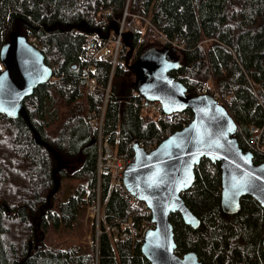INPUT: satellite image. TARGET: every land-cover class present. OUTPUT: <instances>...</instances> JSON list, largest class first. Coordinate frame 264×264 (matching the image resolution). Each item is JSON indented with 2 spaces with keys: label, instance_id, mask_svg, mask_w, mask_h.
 <instances>
[{
  "label": "trees",
  "instance_id": "16d2710c",
  "mask_svg": "<svg viewBox=\"0 0 264 264\" xmlns=\"http://www.w3.org/2000/svg\"><path fill=\"white\" fill-rule=\"evenodd\" d=\"M125 9L152 25L137 22L140 31L128 41L134 48L128 64L146 50L164 47L156 30L183 38L184 51H176L181 67L170 75L188 96L212 77L230 97L235 137L243 151L251 150L241 133L248 136L253 126L262 127L264 134V0H0V48L18 30L34 40L53 69V78L24 101L28 122L0 115V264H150L140 245L120 241L112 247L106 234L92 250L45 243L48 228L73 226L86 207L87 194L96 188V137L86 115L101 107L109 65L94 63L98 88L88 96L80 78L83 34H114ZM78 25L82 27L76 29ZM132 82L128 70L116 72L106 110L105 133L119 150L133 139L162 132L155 117L138 106L141 99L131 98ZM118 98L125 103H117ZM29 126L44 146L34 143ZM58 161L60 184L54 192L52 172ZM261 162L254 156V163ZM194 175L193 186L181 197L200 226L194 230L179 214L170 215L176 253L193 251L203 264H264V209L244 197L237 213L226 215L220 207L219 164L203 159ZM61 178L79 185L57 203ZM110 192L109 177L104 176L100 198L106 203V224L128 212L119 195Z\"/></svg>",
  "mask_w": 264,
  "mask_h": 264
},
{
  "label": "water",
  "instance_id": "95a60500",
  "mask_svg": "<svg viewBox=\"0 0 264 264\" xmlns=\"http://www.w3.org/2000/svg\"><path fill=\"white\" fill-rule=\"evenodd\" d=\"M113 31L117 33V28L113 27ZM132 39L130 33L123 35L129 47L126 66L134 76L133 86L141 98L159 103L166 114L188 111L193 115L187 128L162 140L151 153L135 146V161L123 172L126 189L145 203L156 225L147 234L140 251L150 264H202L193 251L176 253L169 221L170 215L177 213L186 226L194 230L200 226L181 197L194 184L195 168L203 159L219 164L220 207L224 214L234 215L244 197H250L264 209V162L254 163L253 153L241 149L235 137L237 124L224 107L216 105L210 95L188 96L185 86L170 75L181 67L173 48L146 50L128 64L134 53L128 43ZM0 62V115L28 122L24 101L53 78V69L45 64L41 51L18 30L1 46ZM29 128L34 143L44 146L40 136ZM61 168L62 163L58 161L52 172L56 183L54 192L60 184L57 175ZM261 244L264 249V236Z\"/></svg>",
  "mask_w": 264,
  "mask_h": 264
},
{
  "label": "built area",
  "instance_id": "2783aa9c",
  "mask_svg": "<svg viewBox=\"0 0 264 264\" xmlns=\"http://www.w3.org/2000/svg\"><path fill=\"white\" fill-rule=\"evenodd\" d=\"M143 20L148 26L152 25L136 15L129 14L125 9L124 14L117 27V33L108 35L107 38L96 32L83 34L84 43L82 54L79 56L80 78L85 82V92L88 96H93L98 88V77L95 74L94 63H108L109 74L106 85L102 89L103 101L97 110L91 109L86 115V124L95 132L96 142V188L91 194H87L88 218L92 226L95 227V244L98 246L101 234H106L113 247L120 241H132L140 245L146 239L147 234L156 228L152 220L151 212L145 203L134 198L126 189L123 183V172L135 161L134 147L143 149L146 153H151L165 138L173 133L183 130L189 126L193 120L192 113L185 111L180 113L166 114L162 106L157 102H145L135 88H132L131 98L141 99L139 107L142 111L152 114L156 121L162 126L160 136H152L145 139H133L129 141L123 150L113 146L110 136L105 133L106 110L108 104L112 102V88L117 71H127L126 59L129 54V47L123 41L124 33L136 35L140 28L138 21ZM158 38L163 46L173 48L177 52L184 51L186 41L178 36H168L157 31ZM34 46L35 42L30 41ZM195 95H210L216 105L224 107L232 118V111L229 109L230 97L220 91L213 83L212 77L202 83ZM117 103H125V100L118 98ZM240 139L247 145L257 158L264 160V134L263 128L249 127V135L241 133ZM264 162V161H263ZM109 177V189L115 192L123 200L128 208L125 218H115L110 224H106L105 207H101L100 189L101 178ZM110 192V193H111ZM109 193V195H110ZM104 225V230L102 226Z\"/></svg>",
  "mask_w": 264,
  "mask_h": 264
},
{
  "label": "rangeland",
  "instance_id": "374dc122",
  "mask_svg": "<svg viewBox=\"0 0 264 264\" xmlns=\"http://www.w3.org/2000/svg\"><path fill=\"white\" fill-rule=\"evenodd\" d=\"M72 172L73 171L71 169H68V175H70ZM78 185L79 182L76 180L61 178V190L56 195L57 203L66 201L72 193V189L76 188ZM88 202L89 201H87L86 207H84L82 214L78 217V219L74 222L73 226L70 229H55L53 227L48 228L45 239V243L47 244V246L67 248L71 245H81L87 250L96 248L95 239L97 237L95 234V227L92 226L90 219L88 218ZM100 204L103 208L104 206L101 200Z\"/></svg>",
  "mask_w": 264,
  "mask_h": 264
},
{
  "label": "flooded vegetation",
  "instance_id": "af4514ba",
  "mask_svg": "<svg viewBox=\"0 0 264 264\" xmlns=\"http://www.w3.org/2000/svg\"><path fill=\"white\" fill-rule=\"evenodd\" d=\"M199 260V259H198ZM202 263V262H201ZM203 264V263H202Z\"/></svg>",
  "mask_w": 264,
  "mask_h": 264
}]
</instances>
